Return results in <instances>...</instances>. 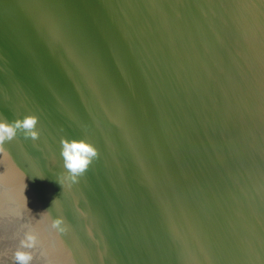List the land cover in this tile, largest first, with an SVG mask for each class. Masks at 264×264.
I'll use <instances>...</instances> for the list:
<instances>
[{"label":"water","instance_id":"1","mask_svg":"<svg viewBox=\"0 0 264 264\" xmlns=\"http://www.w3.org/2000/svg\"><path fill=\"white\" fill-rule=\"evenodd\" d=\"M26 116L0 264H264V0H0V121ZM62 138L97 151L76 182Z\"/></svg>","mask_w":264,"mask_h":264},{"label":"clouds","instance_id":"2","mask_svg":"<svg viewBox=\"0 0 264 264\" xmlns=\"http://www.w3.org/2000/svg\"><path fill=\"white\" fill-rule=\"evenodd\" d=\"M37 125L38 119L35 116H26L22 120L11 122L8 120L0 121V149L3 148L4 144L15 139L19 133H22L25 139H38L39 130ZM61 156L63 158L64 169L69 174L71 180L76 182L79 177L84 175L93 159L97 157V151L92 144L84 140L77 141L75 139L69 140L67 138H62ZM56 200L53 201V204ZM60 225L61 220L56 219L52 226L58 228ZM35 242V237L33 235H28L21 241V247L31 248L35 245ZM15 259L18 264H30L32 256L27 252L17 251Z\"/></svg>","mask_w":264,"mask_h":264}]
</instances>
